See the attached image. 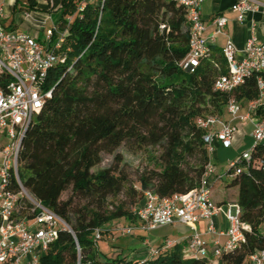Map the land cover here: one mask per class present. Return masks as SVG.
Instances as JSON below:
<instances>
[{
  "label": "trees",
  "instance_id": "obj_1",
  "mask_svg": "<svg viewBox=\"0 0 264 264\" xmlns=\"http://www.w3.org/2000/svg\"><path fill=\"white\" fill-rule=\"evenodd\" d=\"M79 3L54 0L50 9L59 15V27L65 15L77 14L67 29L66 60L46 77L51 96L26 128L18 154L23 186L70 228L58 231L38 264H248L251 253L264 249V165L244 164L241 172L216 179L235 188L234 199L215 200L211 186L214 202L236 203L249 227L244 241L223 250L214 263L184 256L179 244L142 259L96 247L95 228L135 217L123 203L106 207V199L125 187L115 152L122 143L161 147L157 168L143 170L129 184L127 193L138 195L137 203L142 197L134 185L161 197L186 193L198 186L208 159L195 118L220 114L230 99L245 104L257 96V87L252 75L230 92L213 90L215 77L226 73L221 51L192 72L179 65L188 52L189 25L176 0H93L77 10ZM102 153L115 161L92 170ZM251 154L264 158V142ZM68 188L70 195L62 199ZM74 194L87 203L75 208Z\"/></svg>",
  "mask_w": 264,
  "mask_h": 264
},
{
  "label": "built area",
  "instance_id": "obj_2",
  "mask_svg": "<svg viewBox=\"0 0 264 264\" xmlns=\"http://www.w3.org/2000/svg\"><path fill=\"white\" fill-rule=\"evenodd\" d=\"M36 1H45L49 9L55 8L54 0ZM90 1L93 0H80L77 10H82ZM176 1L185 7L189 25L188 52L179 65L185 71L192 72L201 60L211 58L216 37L224 34L228 16L224 13L214 14L206 24L200 12L204 0ZM16 2L19 3V0ZM28 5L20 2L17 7L27 19L30 18ZM231 10L239 23H243L248 14L259 13L264 18V0H235ZM5 13V0H0V138L5 140V144L0 145V264H38L39 255L57 238L58 231L70 228L63 218L44 206L23 186L18 175V154L26 128L51 96L52 87L45 88L46 77L53 66L66 60L64 45L67 29L77 13L65 15L63 27L57 23L60 17L52 20L50 27L41 29L42 40L36 34L6 28L2 23ZM257 27V22L251 19L242 49H238L233 40L226 36L221 48L226 73L217 75L212 85L215 91L230 92L255 75L257 96L246 102V112L243 114H240L241 104L230 99L225 105L230 120L218 114L195 118L196 126L203 130L201 138L208 157L198 186L186 193L161 197L150 189L141 190L134 185L142 197L132 209L140 221V227L152 230L174 223L188 225L192 232L185 252L190 257H207L214 261L223 250L233 249L244 241V232L249 229L240 220L236 203L225 205L227 228L220 232L226 236L222 245L214 243L211 246L201 236L197 225L202 220L207 221L206 231L218 233L214 216L222 206L212 199L211 176L216 179L239 173L244 164L264 165V158H254L251 154L260 142H264V119L253 122L251 147L231 159L222 174H215L212 161L216 142L226 147L231 144L236 129L231 121L251 119L264 96V77L261 75L264 72V39L259 38ZM132 229V226H117L121 234H128ZM103 231L102 227L95 228L93 240H99ZM172 245L170 240H165L161 247L147 245V255L156 256L161 249ZM248 264H264V249L251 253Z\"/></svg>",
  "mask_w": 264,
  "mask_h": 264
},
{
  "label": "crops",
  "instance_id": "obj_3",
  "mask_svg": "<svg viewBox=\"0 0 264 264\" xmlns=\"http://www.w3.org/2000/svg\"><path fill=\"white\" fill-rule=\"evenodd\" d=\"M235 0H204L200 6V12L202 19L206 22H209L210 18L214 14L224 13L228 16V22L224 29V34H220L216 37L215 45L213 46V52H220L224 44L226 36H229L235 46L238 49H242L244 46L245 40L248 37V26L250 20L253 19L258 24V36L261 39H264V18L259 13L248 14L243 23H239L235 20L234 13L231 10ZM21 2L24 5L27 3L30 18H25L22 13L17 8L18 4ZM27 2V1H26ZM24 2V0H19V3L15 0L7 1L6 3V13L5 17L2 19V23L6 28L23 30L31 34H36L39 40L43 38V32L41 29L45 28V21H49L50 25L52 20L59 18V15L49 9V5L45 1H36L31 6L29 2ZM41 16L45 17V21L40 22ZM57 16V17H55ZM210 30V29H208ZM246 104V103H245ZM245 104H241L240 114L246 112ZM221 118L225 120H230V116L226 110V106L223 108L222 112L218 114ZM258 119H264V96L261 98V102L257 107L256 111L253 113L251 119L239 120L235 119L231 122L235 125L236 129L233 134L231 144L229 146H223L219 143H215V150L212 155V161L215 168V174H222L227 168L228 162L239 156L243 151L249 149L252 145L253 139L251 136L253 129V122ZM1 140L2 137H1ZM1 160V157H0ZM224 178V177H223ZM217 179V178H216ZM214 176L210 177L211 186L213 187V196L215 200L218 193L231 192L233 195L228 197L229 200L234 199L236 195L235 188L226 186L225 181L216 180ZM225 205L221 207V210L214 216V222L217 226L218 233L211 234L206 231L207 221H200L197 225L201 236L209 242L211 246L214 243L222 245L226 236L224 232L227 228V221L225 219ZM121 218L114 221L113 224L120 221ZM126 223L118 226H132L133 229L130 233V239L127 240V248L131 250L129 257L142 259L146 258L147 255V245L153 247H161L165 240H170L173 242V245L179 244L181 246V252L184 256H187L185 252V247L187 240L189 239L192 229L185 224L174 223L156 227L152 230H145L140 227V221L134 217L133 219L126 218ZM125 221V220H124ZM112 224V225H113ZM117 224V223H116ZM111 225V226H112ZM106 229L102 226L104 230L112 231V228ZM121 252L123 250L120 249ZM105 253V252H104ZM30 258H27V260Z\"/></svg>",
  "mask_w": 264,
  "mask_h": 264
},
{
  "label": "rangeland",
  "instance_id": "obj_4",
  "mask_svg": "<svg viewBox=\"0 0 264 264\" xmlns=\"http://www.w3.org/2000/svg\"><path fill=\"white\" fill-rule=\"evenodd\" d=\"M10 1V0H7ZM57 17V16H55ZM40 22L45 21V17L41 16ZM50 27V22L47 20L45 21V28ZM207 113V112H206ZM35 118V117H34ZM5 144V140H1L0 138V145ZM121 155L122 160L118 162L119 168H122L123 174L126 176V182L125 187L123 190L116 194V195H110L106 199V207L110 210L113 209L114 206L119 204H125L128 208L135 207L138 203L137 198L139 196L135 197L134 199L129 196L127 193V189L129 188V184H134L136 180L138 179L139 174L143 170L147 169H156L158 166V156L161 152L160 146H144V147H138L135 144L131 142L122 143L117 150L115 151ZM1 157V154H0ZM191 162L193 161V158L188 159ZM114 157L113 154H106L102 153V160L99 164L94 166L92 170H97L99 168L105 167L113 163ZM70 188L65 190L61 198L65 199L70 195ZM233 194L231 192H225V193H218L217 198L219 200L227 199L228 197H231ZM73 196V206L75 208H78L82 205H85L87 203V200L84 198L79 197L78 195H72ZM133 219V218H132ZM118 219H113L103 225L106 229H109L110 226L113 224L114 221ZM125 220V221H124ZM126 218H121L120 221L116 222L111 226L112 231H105L102 233V236L99 240L96 241V247L106 254H111L114 251H120L123 250V254L130 253L131 250L127 248V240L130 239L129 234H121L117 230L118 224H125ZM214 263V261H211Z\"/></svg>",
  "mask_w": 264,
  "mask_h": 264
}]
</instances>
